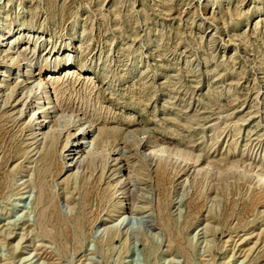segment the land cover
Returning a JSON list of instances; mask_svg holds the SVG:
<instances>
[{
  "label": "rangeland",
  "instance_id": "1",
  "mask_svg": "<svg viewBox=\"0 0 264 264\" xmlns=\"http://www.w3.org/2000/svg\"><path fill=\"white\" fill-rule=\"evenodd\" d=\"M0 264H264V0H0Z\"/></svg>",
  "mask_w": 264,
  "mask_h": 264
},
{
  "label": "bare ground",
  "instance_id": "2",
  "mask_svg": "<svg viewBox=\"0 0 264 264\" xmlns=\"http://www.w3.org/2000/svg\"><path fill=\"white\" fill-rule=\"evenodd\" d=\"M72 72V71H71ZM49 83V82H48ZM43 85V84H42ZM45 85V84H44ZM47 87V86H46ZM45 91V90H44ZM54 93V92H53ZM32 109V108H31ZM39 112V111H38ZM35 113H37L36 111H34V114ZM32 115H33V113H32ZM34 117V116H33ZM35 118V117H34ZM33 118V119H34ZM42 118V117H41ZM41 118H39V120L41 119ZM32 119V118H31ZM45 122V121H44ZM33 123V122H32ZM36 124V126H37V128L38 129H40V128H42V126H43V120H41V122L40 123H35ZM44 127V126H43ZM88 129H85V130H83L82 131V133L81 134H74L73 136L76 138V140H78V141H76V142H79V138H82V137H84V135L86 134V133H88ZM77 133V132H76ZM146 145V144H145ZM78 146V143H72V144H70L68 147H66L65 148V151H66V156H69V154H71L72 155V152H75L74 150L76 149V147ZM151 146V145H150ZM65 158V157H64ZM69 158V157H68Z\"/></svg>",
  "mask_w": 264,
  "mask_h": 264
}]
</instances>
